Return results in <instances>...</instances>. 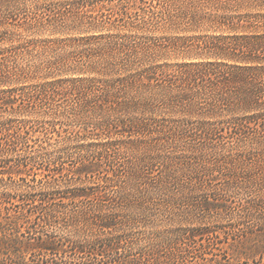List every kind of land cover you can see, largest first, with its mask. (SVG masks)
Listing matches in <instances>:
<instances>
[{
	"label": "rangeland",
	"instance_id": "rangeland-1",
	"mask_svg": "<svg viewBox=\"0 0 264 264\" xmlns=\"http://www.w3.org/2000/svg\"><path fill=\"white\" fill-rule=\"evenodd\" d=\"M259 15H264V0L0 1V71H10L18 80L15 86L22 87L14 94L13 108L18 106L19 111L0 101V192L4 188L16 189V181L24 184L22 179L28 182L46 176L54 182L57 201L61 196L70 197L75 189L85 188L90 192L93 187L105 185L108 195H116L123 201L119 199L113 205L107 197L94 196L75 200L69 207L92 209L103 203L108 210L117 211L125 220L114 232L126 240L123 247L128 254L138 256L161 247L167 238L174 243L188 230L205 227L217 230L220 238L205 258L219 264H264V215L260 221L248 218L240 221L230 214H225L220 222L215 221L219 215L207 219L194 217L187 206L189 202L177 190L166 191L152 184L170 159L162 162L149 158L145 144L137 148L136 142L122 143L135 139L129 129L122 135L97 130L103 115L89 110L75 111L73 104L79 95H62L55 101L35 94L34 87H26L75 77L117 83L142 70H151L155 74L151 86L143 88V108L123 106L118 109V115L107 112L106 119L129 121L135 117L161 124L184 119L195 123L197 107L186 108L190 110L186 112L165 105L167 93L156 88L163 78L160 74H175L176 67L182 64L221 60L222 53L209 49L212 39L247 33L236 32L227 25L246 24L249 17ZM112 35L115 38L111 39ZM215 56L218 57L214 59ZM149 96L154 100L146 106ZM12 131L24 136L22 143L18 141L13 146L8 142V133ZM112 140L115 144L111 157L102 170L89 175L76 173L75 168L82 162L95 159L92 152L98 148L96 143ZM212 142L192 134L190 140H182L179 146H161L160 152L185 156L179 160L182 162L195 156L188 153L193 148L209 145L208 150L216 149ZM223 142L230 147L228 139ZM211 153L214 152L204 153V158L217 156ZM16 168L23 170L22 173H9ZM106 175L112 179L107 181ZM161 175L166 177L168 173ZM236 200L233 199L235 211L239 209ZM64 202L70 200L64 199ZM12 203L18 205V197L8 204L13 208ZM25 208L35 209L27 202ZM69 224L68 220L61 222L60 228H50L48 232L57 240L69 236L74 232ZM45 232L37 222L21 224L15 233L20 243L16 252H24L28 262L41 259L34 238L44 236Z\"/></svg>",
	"mask_w": 264,
	"mask_h": 264
},
{
	"label": "trees",
	"instance_id": "trees-1",
	"mask_svg": "<svg viewBox=\"0 0 264 264\" xmlns=\"http://www.w3.org/2000/svg\"><path fill=\"white\" fill-rule=\"evenodd\" d=\"M227 26L236 32L244 30L247 33L212 39L209 49L222 53L221 60L178 65L175 74L161 73L163 78L156 85L167 93L164 103L171 109L174 107L188 112L190 110L186 108L197 107L198 121L195 123L184 119L172 124L140 121L135 117L129 121L116 119L111 122L108 119L109 122L106 119L107 112L111 116L118 115V109L123 106L143 108V88L151 86L155 74L151 70H142L117 83L75 77L26 87H34L35 94L54 100L62 95H79L80 98L73 104L75 111L89 110L103 115L97 130L122 135L129 129L135 139L129 138L122 143L133 145L136 142L137 148L145 144V153L149 158L162 162L170 159L165 163L166 169L160 171L152 184L166 191L177 190L189 202L187 206L194 217L207 219L211 215H219L221 217L215 221L220 222L225 214H230L240 221L245 218L260 221L264 215V15L251 16L246 24ZM190 67L192 71L188 70ZM17 81L10 71H0V101L10 108L14 106L16 90H22V87L15 86ZM147 99L146 106L154 100L152 96ZM19 110L18 106L13 108V111ZM234 114L240 115L233 117ZM8 134V142L13 146L23 142L24 136L19 132ZM192 134L201 136L207 142L212 140L211 144L217 148L208 150L209 145L193 148L194 151L188 153L195 156L182 162L179 160L185 156L175 157L174 152H160L161 146H179L182 140H190ZM226 139L229 140L228 148L223 142ZM114 144L113 140L96 143L98 148L92 152L95 159L82 162L75 168L76 173L89 175L102 170L109 163ZM208 151L214 152L210 155L217 153V156L204 158L203 154ZM158 153L162 154L161 157ZM11 171L9 173L21 174L23 170L16 168ZM162 172L168 175L162 176ZM105 178L107 181L112 179L107 175ZM22 181L24 184L16 181V189L4 188L0 192V264H219L204 256L213 244L219 243L217 230L196 227L174 243L167 238L161 247L133 256L123 247L126 240L114 232L125 220L117 211L108 210L103 203L96 204L92 209L69 207L75 200L94 196L100 199L107 197L113 205L118 204L119 199L123 201L121 197L108 195L105 185L103 188L93 187L90 192L85 188L75 189L70 192V197L61 196L57 201L54 197L57 190L48 176ZM38 185L40 190L36 188ZM187 185H190L189 189ZM16 197L19 204L14 206L12 203V206L19 210L8 206ZM64 199L70 202H64ZM233 199H237L239 205L236 211ZM26 202L39 211L25 208ZM67 220L69 227L74 228L72 234L58 240L51 235L52 232L49 234L50 228L57 230L56 227L60 228L61 222ZM35 222L47 232L34 238L35 249L42 254V258L28 262L24 252H16L15 248L20 243L15 233L21 224ZM78 225L83 228H78ZM76 236L83 239H75Z\"/></svg>",
	"mask_w": 264,
	"mask_h": 264
}]
</instances>
